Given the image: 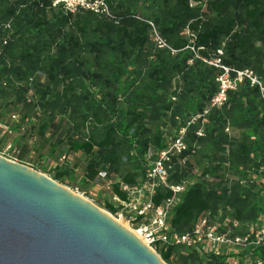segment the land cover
<instances>
[{
  "label": "trees",
  "instance_id": "obj_1",
  "mask_svg": "<svg viewBox=\"0 0 264 264\" xmlns=\"http://www.w3.org/2000/svg\"><path fill=\"white\" fill-rule=\"evenodd\" d=\"M107 1L108 16L89 10L71 12L61 4L53 5L52 0H0V94L14 87L16 103L47 112L39 125L41 135L57 126L56 116L77 114L87 134L69 137V149L96 154L88 161L84 180L92 182L100 170L118 173L120 180L113 183L112 191L121 199L127 198L121 183L132 188L141 181L148 150L163 149L174 136L167 139L158 120L178 116L179 107L172 105L175 95L188 98V110L208 108L207 123L202 135L196 133L195 123L187 125L182 119V127L179 124V131L185 129L187 147L182 154L186 160L181 165L172 158L168 183H192L171 208L170 224L180 232L188 231L205 212L220 221L225 217L239 223L264 221V199L252 186L237 181L218 187L187 179L194 167L190 156L200 143L209 151L234 142L231 153L237 164L246 167L259 151L262 163L256 165H264V149L257 140L259 126H264V101L257 87L245 79L228 90L220 107H212L211 98L218 90L216 77L222 69L201 61V57L220 58L221 64L231 68L252 69L264 83V0ZM138 2L147 4L151 13L141 11L144 5ZM149 21L170 48L153 41ZM84 53L90 56L91 66ZM39 73H44L45 82ZM28 80L36 81L31 98L26 93L32 88L24 84ZM172 87L178 90L170 95L171 100L167 93ZM227 120L242 135L240 139L231 141L223 132ZM123 164L129 167L124 172ZM65 173L57 167L53 178L63 183ZM172 194L168 185H161L152 200L160 205ZM221 206L232 213L217 217ZM105 208L118 211L110 201ZM247 253L264 264V243L227 254L171 247L161 257L167 264H234L226 259Z\"/></svg>",
  "mask_w": 264,
  "mask_h": 264
},
{
  "label": "rangeland",
  "instance_id": "obj_2",
  "mask_svg": "<svg viewBox=\"0 0 264 264\" xmlns=\"http://www.w3.org/2000/svg\"><path fill=\"white\" fill-rule=\"evenodd\" d=\"M158 3L160 0H154ZM139 6H143V2H138ZM147 14L151 13V9L148 5H144L143 9ZM188 32V31H187ZM83 56L88 60L87 65L91 66V58L87 53ZM41 82H45L44 73H39ZM177 80L174 79L173 84L177 85ZM178 83L181 84V81ZM32 88L26 95L31 98L35 92L34 86L36 81L28 80L24 83ZM61 87H58L56 91H60ZM177 89L171 90L167 93V97L170 98L172 93H175ZM176 94V93H175ZM175 103L172 105L179 107L180 112L175 119H169L168 116H163L158 120L160 129L167 139L172 135H175L179 131V124L182 119L191 120L193 117H198V110H188L186 107V100L188 98H179L175 95ZM173 97V98H174ZM16 115L15 118L11 117V114ZM26 113V117L23 114ZM47 112H43L39 107H33L26 109V107L20 103H16V93L14 87L9 89L4 95L0 94V120L4 125L0 128V154L12 161H16L25 165H28L45 175L53 178L57 167L60 171H65L63 184L76 192L78 195L88 199L98 207L113 216L117 221L122 223L128 228L127 223L124 220V216H120L117 213H111L105 208V202H113V183L120 180L118 173H108L107 171L100 170L96 178L92 182L84 180L86 172V166L91 157L96 154L90 155L84 154L82 151H72L68 146V138L84 137L87 134V127L82 126L81 119L77 114L70 113L63 116H56L54 123L57 126H50L45 131L44 135L39 132V125L42 123V118L47 116ZM197 128L203 133L207 121L202 119L194 120ZM150 126L151 123L146 124ZM223 132L226 133L231 141H236L242 137L240 133L233 131L232 125L229 120L225 124ZM184 139V138H183ZM252 139L248 137V140ZM257 140L264 149V126H259V133ZM195 145V144H194ZM235 148L234 142L230 144H224L222 150H207L205 144H196L195 152L190 156L191 163L194 167L190 169V180L199 179L207 184L217 185L218 187H229L237 181L243 184L245 187H251L256 193L258 191L262 199H264V165L259 166L256 163H262L260 159V152L257 151L252 154V161L247 164L246 167L237 164L234 160V155L231 150ZM205 153H207L205 155ZM125 157L122 158V161ZM264 163V162H263ZM207 168H211L212 171L205 172ZM121 171L129 169L128 165L123 164ZM257 194V193H256ZM231 211V210H230ZM229 209L220 207L217 217L221 215L232 213ZM250 222H242L238 224L236 232L243 234L251 230ZM129 229V228H128ZM242 248H238L234 245L222 248V253L227 254L229 252H239ZM173 256L176 261L178 254ZM237 259L238 264H259L261 263L252 254L238 255L237 258L228 257L227 263ZM177 263V262H176ZM180 264V263H177Z\"/></svg>",
  "mask_w": 264,
  "mask_h": 264
},
{
  "label": "water",
  "instance_id": "obj_3",
  "mask_svg": "<svg viewBox=\"0 0 264 264\" xmlns=\"http://www.w3.org/2000/svg\"><path fill=\"white\" fill-rule=\"evenodd\" d=\"M0 264H167L122 223L0 155Z\"/></svg>",
  "mask_w": 264,
  "mask_h": 264
},
{
  "label": "built area",
  "instance_id": "obj_4",
  "mask_svg": "<svg viewBox=\"0 0 264 264\" xmlns=\"http://www.w3.org/2000/svg\"><path fill=\"white\" fill-rule=\"evenodd\" d=\"M52 4H61L64 9L71 12L89 10L107 16L111 14V8L107 0H52ZM149 23L153 28L152 39L157 46L170 48L153 23L151 21ZM218 53L222 54V51L218 50ZM196 57H199V55L196 54ZM201 61L222 69L216 77L218 90L211 98L210 106L220 107L227 99L228 90L235 89L238 83L245 79L250 85L257 87V94L264 101V83L252 69L231 68L221 64L220 58L207 60L201 57ZM207 113L208 108L203 109L198 113L197 118L193 117L191 120H185L186 124L191 125L197 119L206 120L205 115ZM11 117L15 118L16 115L12 113ZM3 126L0 120V128ZM184 131L185 129L181 128L180 133L174 135L163 149L157 152H153L152 149L148 150L146 169L137 186L130 188L128 185L121 183L120 187L127 193V198L121 199L118 195L113 194V203L118 207V215L124 216L131 232L160 257L162 252L171 247H186L194 249L200 254H221L222 248L229 247V245L250 249L252 246L264 243V221L260 219L251 225L250 231L243 234L237 233V235L234 230L238 227V221L229 217H225L220 221L215 219L209 212H205L185 232L178 231L170 224L171 208L192 183V181L168 183L172 158L175 157L181 165L186 160L182 154L187 147L183 139ZM196 133L198 135L203 134L199 130H196ZM161 185H168L173 194L164 203L155 205L152 196L156 194L158 187ZM232 263L238 264V260L235 259Z\"/></svg>",
  "mask_w": 264,
  "mask_h": 264
},
{
  "label": "bare ground",
  "instance_id": "obj_5",
  "mask_svg": "<svg viewBox=\"0 0 264 264\" xmlns=\"http://www.w3.org/2000/svg\"><path fill=\"white\" fill-rule=\"evenodd\" d=\"M130 230V229H129ZM131 231V230H130Z\"/></svg>",
  "mask_w": 264,
  "mask_h": 264
}]
</instances>
